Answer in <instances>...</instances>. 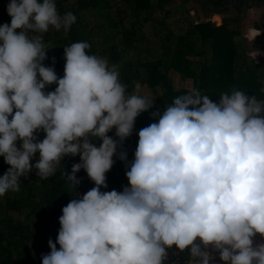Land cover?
<instances>
[{"label":"clouds","instance_id":"1","mask_svg":"<svg viewBox=\"0 0 264 264\" xmlns=\"http://www.w3.org/2000/svg\"><path fill=\"white\" fill-rule=\"evenodd\" d=\"M6 10L0 157L10 167L0 176V197L18 192L33 170L49 179L66 156L80 157L68 181L78 184L83 169L95 185L62 208L42 264H166L173 246L189 250L188 264H212L215 254L222 264H264V100L235 88L218 94V103L195 88L177 96L152 113L158 122L139 130L126 165L129 186L101 191L113 157L127 160L117 150L154 100L139 85L128 93L120 65L89 54L86 41L64 47L62 78L44 65V34L66 36L76 22L55 0H10Z\"/></svg>","mask_w":264,"mask_h":264},{"label":"trees","instance_id":"2","mask_svg":"<svg viewBox=\"0 0 264 264\" xmlns=\"http://www.w3.org/2000/svg\"><path fill=\"white\" fill-rule=\"evenodd\" d=\"M9 2L0 0V25L10 24L6 10ZM55 2L61 15L71 12L76 22L66 36L51 29L44 34L48 48L45 66L54 67L62 78L64 47L86 41L91 46L89 54L105 56L110 63L120 65V79L128 93L139 85L140 90L147 91L139 94L154 100V106L136 118L132 135L117 150L126 151L127 160L113 157L114 164L106 173L107 188L101 191L121 192L129 186L126 165L134 159L139 130L158 122L152 113L163 112L177 96L195 88L218 103V94L235 88L248 97L256 95L264 100V65L250 56L253 51L264 55V0ZM248 6L262 9L257 17V39L252 41L246 40L241 29ZM214 15L219 17L217 25L209 21ZM171 73L181 82L188 80L190 88H175ZM55 87L53 84L45 91H54ZM108 135L115 139V130ZM38 138L43 140L44 133ZM93 143L98 147L102 142ZM38 159L39 153L31 163ZM79 162V155L64 157L47 180L38 178L33 170L27 179L21 177L18 192L9 191L0 197V264H42V256L50 252L49 239L56 242L62 208L77 194L82 196L95 187L83 169L76 173L78 184L68 181L72 165ZM9 167L0 157V176Z\"/></svg>","mask_w":264,"mask_h":264},{"label":"rangeland","instance_id":"3","mask_svg":"<svg viewBox=\"0 0 264 264\" xmlns=\"http://www.w3.org/2000/svg\"><path fill=\"white\" fill-rule=\"evenodd\" d=\"M262 9H250L246 11L245 14V20L242 23L241 29H242V34L245 36V38L249 41L252 40L253 37L252 35L256 34V31H254L251 27L252 24L255 23L257 21V17L258 15L261 13ZM209 21L215 25H217L219 23V17H210ZM252 34V35H251ZM253 57L255 58V56L253 55ZM259 60L262 59L261 54L259 55ZM264 61V59H262ZM261 60V61H262ZM262 61V62H263ZM170 79L172 81V84L175 88H183L188 90L190 88V83L188 80L186 81H179L177 79V76L174 73L170 74ZM147 91L145 89L140 90L141 94H145Z\"/></svg>","mask_w":264,"mask_h":264},{"label":"built area","instance_id":"4","mask_svg":"<svg viewBox=\"0 0 264 264\" xmlns=\"http://www.w3.org/2000/svg\"><path fill=\"white\" fill-rule=\"evenodd\" d=\"M196 243H199V240L196 241ZM189 253V250L186 249L184 252H180L179 250L174 247L173 249H170L168 251V257H167V264H188L189 256L187 255ZM216 255L215 261L219 258L218 254ZM215 261L212 262V264H215Z\"/></svg>","mask_w":264,"mask_h":264},{"label":"crops","instance_id":"5","mask_svg":"<svg viewBox=\"0 0 264 264\" xmlns=\"http://www.w3.org/2000/svg\"><path fill=\"white\" fill-rule=\"evenodd\" d=\"M250 9H254V8H250ZM250 9H247V10H250ZM213 17H217V16H213ZM256 23H257V21H256ZM252 35V34H251ZM258 35V32H256V34L255 35H252V37H253V39L252 40H254L255 38V36H257ZM245 37V36H244ZM247 40V39H246ZM252 40H249V41H252ZM261 53L260 52H257V51H253V52H251L250 53V56L256 61V62H260L261 64H263L264 65V61L262 60V59H264V55L263 54H261V56H262V59H260L259 60V55H260ZM253 55L255 56V58L253 57ZM263 62H262V61ZM255 241L256 242H260L261 241V238H260V236L259 235H257L256 237H255ZM215 264H222V262L219 260V258L215 261Z\"/></svg>","mask_w":264,"mask_h":264},{"label":"water","instance_id":"6","mask_svg":"<svg viewBox=\"0 0 264 264\" xmlns=\"http://www.w3.org/2000/svg\"><path fill=\"white\" fill-rule=\"evenodd\" d=\"M251 7L248 6L247 9H250ZM254 31L258 32L259 31V26L257 25V23H253L252 27H251ZM255 39H257V36L254 37Z\"/></svg>","mask_w":264,"mask_h":264}]
</instances>
